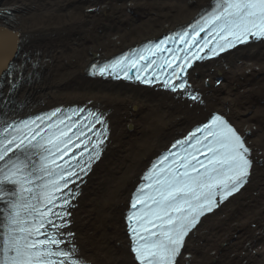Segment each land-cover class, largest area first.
<instances>
[{
  "label": "bare ground",
  "instance_id": "bare-ground-1",
  "mask_svg": "<svg viewBox=\"0 0 264 264\" xmlns=\"http://www.w3.org/2000/svg\"><path fill=\"white\" fill-rule=\"evenodd\" d=\"M210 1L0 0V43L18 38L0 63L3 116L86 100L109 112L108 148L72 215L80 253L93 264H137L124 220L130 192L150 159L212 110L250 131L260 161L249 183L202 219L177 264H264V40L195 65L203 104L86 74L94 57L174 28Z\"/></svg>",
  "mask_w": 264,
  "mask_h": 264
},
{
  "label": "water",
  "instance_id": "water-1",
  "mask_svg": "<svg viewBox=\"0 0 264 264\" xmlns=\"http://www.w3.org/2000/svg\"><path fill=\"white\" fill-rule=\"evenodd\" d=\"M3 38H5L6 40L3 41ZM1 40L2 43H0V63L4 61L7 52L10 51L16 44V39L12 34L4 35Z\"/></svg>",
  "mask_w": 264,
  "mask_h": 264
},
{
  "label": "rangeland",
  "instance_id": "rangeland-1",
  "mask_svg": "<svg viewBox=\"0 0 264 264\" xmlns=\"http://www.w3.org/2000/svg\"><path fill=\"white\" fill-rule=\"evenodd\" d=\"M43 106H45V105H43Z\"/></svg>",
  "mask_w": 264,
  "mask_h": 264
}]
</instances>
